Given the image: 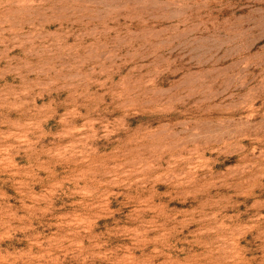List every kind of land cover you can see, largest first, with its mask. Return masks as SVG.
Masks as SVG:
<instances>
[{
    "label": "rangeland",
    "instance_id": "rangeland-1",
    "mask_svg": "<svg viewBox=\"0 0 264 264\" xmlns=\"http://www.w3.org/2000/svg\"><path fill=\"white\" fill-rule=\"evenodd\" d=\"M0 264H264V0H0Z\"/></svg>",
    "mask_w": 264,
    "mask_h": 264
}]
</instances>
